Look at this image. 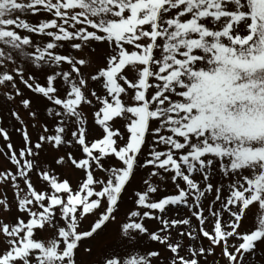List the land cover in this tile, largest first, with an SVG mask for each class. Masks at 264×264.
Instances as JSON below:
<instances>
[{"label":"snow or ice","instance_id":"obj_1","mask_svg":"<svg viewBox=\"0 0 264 264\" xmlns=\"http://www.w3.org/2000/svg\"><path fill=\"white\" fill-rule=\"evenodd\" d=\"M0 87L23 141L0 118V264L261 254L264 0H0Z\"/></svg>","mask_w":264,"mask_h":264},{"label":"rangeland","instance_id":"obj_2","mask_svg":"<svg viewBox=\"0 0 264 264\" xmlns=\"http://www.w3.org/2000/svg\"><path fill=\"white\" fill-rule=\"evenodd\" d=\"M28 19L32 20L34 18L30 16L28 17ZM18 63H20L21 66H26L22 62V58H21V61H19ZM20 87L23 89L22 85H20ZM3 93H4V88L0 87V118H2L3 120V126L6 127L7 131L11 134V142L14 148L18 149L20 147H23V141L21 139L20 133L16 131V129L20 128V125L12 119V117L9 115V112H8L9 108H12L13 110H15L18 106L11 105V104L5 105L4 99H3ZM25 94L31 95V93H28L26 90H25ZM20 115L22 119L25 121V123L29 125L28 131L32 134L33 142H35L36 136L39 134L40 124L45 122V117H44L43 112L41 111L38 113L37 120H32L29 117L27 111L23 110L22 108L20 109ZM33 124L36 125L35 130L31 127V125ZM5 143L6 142L3 141L2 138H0V149L7 151V149H5ZM45 167H48V165H45ZM0 168H8L14 171V166H12L10 162H8L4 156H0ZM144 171L146 172L148 170L146 169ZM61 178L62 179L67 178L69 182L75 187L76 182H77V175L72 170H68L65 175L61 176ZM133 187L138 189L140 187V184L137 183ZM0 191H3V189H0ZM173 191H174L173 187L171 186L170 183H168L167 191L161 193V195L171 194L173 193ZM8 196L9 198H11L12 196L11 189L8 190ZM13 208H15L14 205H13ZM187 215H188L187 211L183 209H181L179 216H177L175 212H169V218H184ZM192 223L193 225H195L197 221L193 218ZM90 224H91V221L89 222V225L87 226L86 230H90ZM146 224L149 226V228L156 227V223L153 221H146ZM247 227H248L247 225L245 227H242L241 231L247 230ZM119 240H120V237H119L118 231L112 227H109V231L105 234L104 239L97 242V246H96L97 258L99 257V255H101L105 251L106 248H111V247L118 245ZM203 243L205 246L208 244L206 239L203 241ZM219 253H220V249L217 248L216 255L209 257V264H227L226 259L220 256ZM165 255H167V253H165ZM252 264H264V246H262L261 254H257L253 258Z\"/></svg>","mask_w":264,"mask_h":264}]
</instances>
